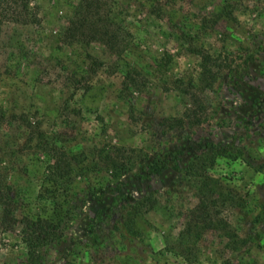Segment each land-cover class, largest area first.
Masks as SVG:
<instances>
[{
	"label": "rangeland",
	"instance_id": "374dc122",
	"mask_svg": "<svg viewBox=\"0 0 264 264\" xmlns=\"http://www.w3.org/2000/svg\"><path fill=\"white\" fill-rule=\"evenodd\" d=\"M79 2L34 0L39 21L4 24L0 108L38 118L48 135L62 133L74 153L90 156L113 143L169 164L149 175L142 159L113 179L96 155L95 171L75 172L61 186L49 179L51 158L33 153L36 141L28 142L27 131L6 129L19 147L7 164L19 198L9 223L0 209V264H26L20 220L55 218L66 200L79 205L76 216L37 264H264V0H109L112 17L126 30L120 53L67 35ZM227 3L234 17L216 15ZM192 46L228 65L213 90L190 84L197 83L202 60ZM131 73L138 85L123 91ZM189 109L201 111V122L189 121ZM179 117L184 125L173 126ZM208 143L235 155L207 171L217 181L219 217L228 228L206 230L195 243L196 257L187 260L167 250L165 236L177 235L199 203L201 181L188 170ZM151 192L160 208L143 216L142 236L132 237L124 217Z\"/></svg>",
	"mask_w": 264,
	"mask_h": 264
},
{
	"label": "trees",
	"instance_id": "16d2710c",
	"mask_svg": "<svg viewBox=\"0 0 264 264\" xmlns=\"http://www.w3.org/2000/svg\"><path fill=\"white\" fill-rule=\"evenodd\" d=\"M33 4L34 0H0V46L3 26L6 22L27 23L39 21L37 14L31 11ZM234 8L232 5L230 8L227 3L220 6L219 11L215 14L233 18ZM111 12L109 0H80L76 6L74 16L66 28V33L73 39H81L88 44L99 42L111 51L120 53L125 43L126 30L123 25L112 17ZM190 50L192 53L199 54L202 59L198 81L196 84L193 82H190V84L201 92L208 89L213 90L220 74L228 69V65L221 63L218 57L203 48L192 46ZM136 85H138V82L131 73L124 81L123 91L124 88L131 89ZM183 91V93L191 95L195 102L199 100L197 92L196 94L191 90H187V88H183ZM72 110L75 111L74 108ZM198 112L201 111L189 109L185 115L190 122L196 121V123H199L201 119H198ZM184 123L185 118L179 117L175 119L173 126H183ZM12 126L25 129L28 133L29 143L36 141L35 144H30V147L35 149L33 153L45 151L50 156L51 159H49L47 166L48 177L52 182L61 186L71 180L70 178L75 172L86 175L91 171H95L94 169L99 165L97 162L93 163L96 155L99 156V159L105 165L104 169L113 179L121 178L142 159L149 161L146 165V171L149 175L163 172L169 164L168 160L149 159L147 153L142 149L108 143L102 148L96 147L91 150L92 164L88 166L86 161L90 156L86 152L74 153L69 145L64 144L67 140L60 139L62 133H55L50 136L41 128L40 120L31 114L22 112L10 115L5 109L0 108V209L3 211L2 220L5 224L14 219L15 209H17L15 205L18 202L17 198H19L13 185L7 179V164L19 153L17 152L19 150L17 143L9 140V133L6 131ZM223 158L235 159V155L230 154L224 146L208 143L201 154L194 158L188 170V174L198 177L201 181L197 186L199 203L190 210L185 227L177 235L165 236L167 250L181 255L187 260L196 257L195 243L201 239L206 230L219 227L220 229L228 228V224L219 217L216 195H220V193L216 190L217 181L207 174V171ZM63 187L69 189L67 186ZM78 206L72 200H66L62 204L64 212L56 214L55 218L36 214L31 217L26 216L20 220L22 224V241L26 247L28 258L26 264H37L41 259L42 250L62 239L67 221L76 216L75 210ZM159 208V198L154 192L136 199L131 203L124 217L123 226L125 230L132 237H141L140 224L143 223V216ZM226 264L234 263L227 261Z\"/></svg>",
	"mask_w": 264,
	"mask_h": 264
}]
</instances>
